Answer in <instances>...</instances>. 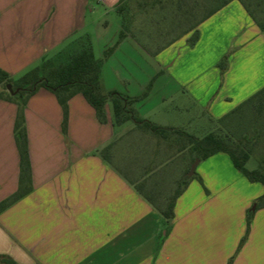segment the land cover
Instances as JSON below:
<instances>
[{
    "label": "crops",
    "instance_id": "0c3cea01",
    "mask_svg": "<svg viewBox=\"0 0 264 264\" xmlns=\"http://www.w3.org/2000/svg\"><path fill=\"white\" fill-rule=\"evenodd\" d=\"M91 1L117 12L120 0H0V67L16 79L83 37L98 58L86 30L89 10L97 9ZM195 29L200 36L193 46L187 40L194 29L151 51L170 74L161 85L171 94L145 107L158 86L154 78L138 93H119L133 98L151 84L131 107L168 128L164 135L134 119L115 123L109 101L107 120L99 121L81 93L68 100L64 131L63 109L52 91L40 88L28 97L31 190L0 211V254L20 264H264V206L251 210L263 184L248 180L222 151L200 159L197 175L185 177L192 153L172 130L191 133L186 111L194 102L216 126L264 87V31L239 0ZM129 39L141 44L129 34L118 44ZM225 55L222 70L218 63ZM102 70L103 63L101 83ZM18 108L17 101L0 98V201L19 187ZM182 178L189 180L168 223L162 212ZM248 211L250 231L237 251Z\"/></svg>",
    "mask_w": 264,
    "mask_h": 264
},
{
    "label": "trees",
    "instance_id": "16d2710c",
    "mask_svg": "<svg viewBox=\"0 0 264 264\" xmlns=\"http://www.w3.org/2000/svg\"><path fill=\"white\" fill-rule=\"evenodd\" d=\"M230 0H223L221 3L208 8L206 13L202 15L196 22L186 28L181 35L194 29L187 42L193 46L200 36L196 25L212 15ZM246 11L264 31V17L258 14V10L254 8L252 0H239ZM124 0H120L117 6V12L121 16V30L119 41L128 35L127 25L128 19L126 13L120 8V4ZM184 5V4H183ZM179 9L182 4L179 3ZM188 9H184L183 15H186ZM192 11V10H191ZM179 35V36H181ZM175 39V38H174ZM110 52V51H109ZM228 55H225L218 63L220 68L224 70L227 65ZM103 60L96 58L92 44L87 37H83L77 41V45L60 53L55 57L44 59L41 64L29 69L20 77L14 79L6 70L0 67V98L7 100H15L19 104L15 125L14 136L16 145L20 155V176L19 187L17 191L0 201V211L4 210L10 204L17 201L19 198L27 194L31 190V166L28 153V139L25 126L24 105L30 95L35 93L40 88H45L52 91L63 109V130L66 131L68 120V100L77 93H81L87 101L93 106L96 111L97 118L101 122H106L105 104L110 101L112 104L115 123H123L127 120L134 119L137 125L147 129L155 134L164 135L168 128L154 124L153 122L138 117L131 107L132 103L144 98L150 89L149 84L146 90L133 98H125L117 92H105L101 83V67ZM264 98V87L249 99L241 103L229 114H233L241 109L246 104L252 103L255 99ZM178 134L180 141L188 146L192 153V162L195 158L205 159L217 152H225L231 158L234 166L250 181H259L264 186V172L260 169L250 170L246 167V162L251 156L250 150L244 149L240 143H230L224 137L218 135L213 130L208 132L203 137L199 138L194 134L187 133L180 128H172ZM190 165L187 167V172ZM197 173H194L195 177ZM189 178H182L179 181L178 189L168 202L166 209L162 212L168 223L174 217V204L176 196L180 194L182 189L187 184ZM257 206H264V193L257 200ZM253 212H247L246 230L241 238L237 251L242 247L247 239L250 231V223ZM232 261V259H231ZM0 264H20L11 256L0 254Z\"/></svg>",
    "mask_w": 264,
    "mask_h": 264
},
{
    "label": "rangeland",
    "instance_id": "374dc122",
    "mask_svg": "<svg viewBox=\"0 0 264 264\" xmlns=\"http://www.w3.org/2000/svg\"><path fill=\"white\" fill-rule=\"evenodd\" d=\"M222 1L124 0L120 8L128 19L126 31L141 44L129 39L120 45L118 44L121 30L120 14L91 1V5H95L97 9L89 10L86 30L94 39L96 56L103 60L104 91L138 93L139 85L154 78L158 81V86L152 91L150 99L152 101L145 104V107L155 105L161 94H171L172 88L168 89L161 85L162 80H170V74L162 70L163 66L159 65L155 53L151 51L181 35L186 28L201 18L208 8ZM252 2L258 14L264 17V0ZM179 3L182 4L181 9L178 8ZM184 9H188L186 15H183ZM145 90L146 87L139 94ZM176 102L175 97L168 99L169 111H174ZM189 106L186 111L188 113L186 125L192 134L201 138L213 130L230 143H240L251 153L246 167L250 170L260 168L264 172V98H257L237 112L225 116L216 126L207 115L206 109L196 102ZM170 166L172 167L168 165L167 168Z\"/></svg>",
    "mask_w": 264,
    "mask_h": 264
},
{
    "label": "water",
    "instance_id": "95a60500",
    "mask_svg": "<svg viewBox=\"0 0 264 264\" xmlns=\"http://www.w3.org/2000/svg\"><path fill=\"white\" fill-rule=\"evenodd\" d=\"M200 162V158H195V160L192 162L188 172L186 173L185 177H191L194 175L196 167L198 165V163ZM256 204H254L251 208V210H255Z\"/></svg>",
    "mask_w": 264,
    "mask_h": 264
}]
</instances>
